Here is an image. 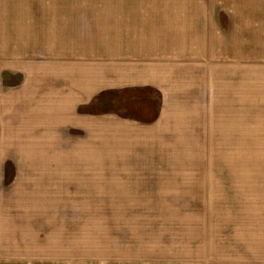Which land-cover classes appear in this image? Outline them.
<instances>
[{
    "label": "rangeland",
    "instance_id": "374dc122",
    "mask_svg": "<svg viewBox=\"0 0 264 264\" xmlns=\"http://www.w3.org/2000/svg\"><path fill=\"white\" fill-rule=\"evenodd\" d=\"M0 264H264V0H0Z\"/></svg>",
    "mask_w": 264,
    "mask_h": 264
},
{
    "label": "crops",
    "instance_id": "0c3cea01",
    "mask_svg": "<svg viewBox=\"0 0 264 264\" xmlns=\"http://www.w3.org/2000/svg\"><path fill=\"white\" fill-rule=\"evenodd\" d=\"M96 74H90L86 70V73L84 75V81L80 82H67L64 87L62 88V96L61 93L60 96L59 94L57 95V99L60 101L56 104V108L54 109L53 114L47 115V119L45 122L47 123V126L49 124H56L57 130L58 131H70V130H75V129H82L83 132H95V127H96V117L94 115L87 114L83 111L86 109L91 101L95 98L98 84H97V79H96ZM107 78V77H106ZM105 78V79H106ZM81 80V79H80ZM70 83V84H68ZM148 84L141 85L142 88H151L147 87ZM135 87V86H132ZM102 92L107 91L110 89L109 87H102L101 88ZM139 89V88H137ZM153 89V88H152ZM53 94L51 93L48 95V97L52 96ZM52 106L47 107L48 111L51 109ZM127 123H130L126 125L125 127L127 129H130L131 133L135 132H141L142 127L140 126L141 124L135 122V121H126ZM152 122L149 121L148 124ZM152 122L151 124H153ZM150 124V125H151ZM141 129V130H140ZM93 135V134H92ZM91 135V136H92ZM90 136V135H89ZM90 136V137H91ZM88 148L86 151L82 152L83 155H88V159L86 160V163L81 164V170H87V171H94L96 170L97 163L95 162V158H92L93 154L95 153L94 151H90L91 146L89 147H83ZM84 165V166H82ZM88 177H92V174L90 173Z\"/></svg>",
    "mask_w": 264,
    "mask_h": 264
},
{
    "label": "trees",
    "instance_id": "16d2710c",
    "mask_svg": "<svg viewBox=\"0 0 264 264\" xmlns=\"http://www.w3.org/2000/svg\"><path fill=\"white\" fill-rule=\"evenodd\" d=\"M108 94V93H107ZM107 94H101V96H99V98H97V99H95L94 101H93V103H92V107H94V106H100V105H102V104H104L106 107H107V104L108 103H106V101H105V96L107 95ZM108 95H112V97H114V102H115V96H114V94H108ZM112 102V101H111ZM93 109V108H92ZM92 111L90 110V113H91ZM93 114V113H92Z\"/></svg>",
    "mask_w": 264,
    "mask_h": 264
}]
</instances>
